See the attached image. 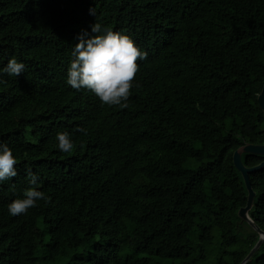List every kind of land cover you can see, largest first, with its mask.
I'll list each match as a JSON object with an SVG mask.
<instances>
[{
	"label": "trees",
	"instance_id": "1",
	"mask_svg": "<svg viewBox=\"0 0 264 264\" xmlns=\"http://www.w3.org/2000/svg\"><path fill=\"white\" fill-rule=\"evenodd\" d=\"M95 21L147 53L126 107L66 84ZM12 55L25 70L0 83V141L18 158L0 185V264H66L78 251L68 264L244 260L260 233L240 215L249 189L233 155L264 145V0H0V66ZM63 130L71 153L55 147ZM26 168L50 199L12 216ZM248 178L264 231V167ZM245 264H264V242Z\"/></svg>",
	"mask_w": 264,
	"mask_h": 264
},
{
	"label": "clouds",
	"instance_id": "2",
	"mask_svg": "<svg viewBox=\"0 0 264 264\" xmlns=\"http://www.w3.org/2000/svg\"><path fill=\"white\" fill-rule=\"evenodd\" d=\"M90 13L95 15L94 9H90ZM146 56L130 35L95 21L90 34L77 35L66 68V84L76 90L87 89L102 105L126 107L138 71L137 60H144ZM2 60L0 57V63ZM24 70L22 60L9 56L7 63L0 66V83H3V74L18 77ZM79 130L86 132L83 128ZM55 141V147L62 153L74 150L73 138L67 130L57 131ZM17 163L13 148L0 141V185L17 176ZM26 172L27 186L8 203L9 215L26 214L38 201L50 199L40 190L38 174L31 168H26Z\"/></svg>",
	"mask_w": 264,
	"mask_h": 264
},
{
	"label": "water",
	"instance_id": "3",
	"mask_svg": "<svg viewBox=\"0 0 264 264\" xmlns=\"http://www.w3.org/2000/svg\"><path fill=\"white\" fill-rule=\"evenodd\" d=\"M258 101L260 106L264 109V86L261 91V93L258 96ZM242 152H258V153H264V145L260 144H245L243 146H240L233 155L234 163L235 165L244 173L247 186L249 189V196H248V201L246 206L242 207L240 209V215L244 219H246L259 233H260V238L257 241V243L254 245V247L250 250V252L247 254V256L244 258V260L240 264H245L247 261L251 259V257L254 255V253L260 248L262 243L264 242V231L254 222V220L250 217L249 211L252 207L253 204V199L255 196V191L253 190L249 178H248V173L259 170L260 168L264 167V162L260 163L259 165L252 167V168H247L243 165L241 161V153Z\"/></svg>",
	"mask_w": 264,
	"mask_h": 264
},
{
	"label": "rangeland",
	"instance_id": "4",
	"mask_svg": "<svg viewBox=\"0 0 264 264\" xmlns=\"http://www.w3.org/2000/svg\"><path fill=\"white\" fill-rule=\"evenodd\" d=\"M32 228H33V229H36V227H35L34 225L32 226ZM38 255H39L40 257H42V253H41V252H39ZM76 255H78V257H81V256H83V255L85 256L86 253H84V252H82V251L73 252V253L70 254L69 256L65 257V263L68 264V263L72 262V260L75 258ZM211 256H212V255H210L209 262L207 261V262L204 263V264H212V261H210V260L212 259ZM55 262H56V261H55ZM58 262H59V263H62V262H63V259H59V260L56 262V264H58ZM38 264H44V263H43V259L39 260Z\"/></svg>",
	"mask_w": 264,
	"mask_h": 264
}]
</instances>
